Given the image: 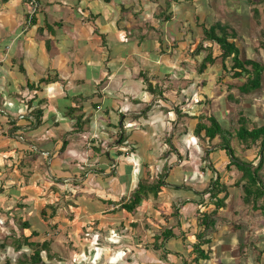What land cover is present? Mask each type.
<instances>
[{"label":"crops","instance_id":"0c3cea01","mask_svg":"<svg viewBox=\"0 0 264 264\" xmlns=\"http://www.w3.org/2000/svg\"><path fill=\"white\" fill-rule=\"evenodd\" d=\"M30 1L0 0V208L23 203L30 228L21 234L30 242H62L51 248L62 264H168L181 246L191 253L198 218L212 207L209 191L196 183L211 182L212 169L219 170L211 152L203 160L175 144L185 136L182 127L196 126L194 108L177 99L190 100L193 80L178 71L184 60L194 62L197 17L207 22L216 6L211 0H37L31 19ZM190 157L196 170L187 165ZM159 180L157 196L132 213L122 208L140 183ZM242 203L221 246L226 253L236 246L246 264H264V217ZM34 207L43 209L42 224L38 212H29ZM220 219L211 250L214 232L220 243L226 227ZM143 226L159 233L153 235L172 229L165 253L135 244ZM243 227L250 231L228 245L227 237ZM67 241L91 243L87 251L79 245L72 262Z\"/></svg>","mask_w":264,"mask_h":264},{"label":"rangeland","instance_id":"374dc122","mask_svg":"<svg viewBox=\"0 0 264 264\" xmlns=\"http://www.w3.org/2000/svg\"><path fill=\"white\" fill-rule=\"evenodd\" d=\"M212 5H215V11L213 12L214 14L212 15L211 19L209 20L211 23L220 21L222 23L228 24L231 28L229 29L230 32L235 31L237 33V37L235 40L236 45L238 48L241 50V57L242 58H252L256 61L261 62L264 65V46L261 45L262 41L264 42V0H211L210 1ZM213 2V3H212ZM254 9L259 12V16L255 17L254 15ZM204 11V10H203ZM208 24V22H207ZM195 32H197L195 30ZM198 33V32H197ZM199 34V33H198ZM198 34H196V41H199L198 39ZM211 44L207 43V47H210ZM209 50L208 49H203L202 52L198 58L195 59L194 62L184 60L180 64V69L178 71L179 74H182L185 78L192 79L193 82L189 84V87L193 89V94L191 95L190 100H186L187 98H182V94L178 96V103L183 101L182 106L185 105V109L189 108L192 109L194 108V117H198L199 115H204V117H215L217 121L220 123L223 128L227 129L230 132L229 135V141L232 149L234 150V156L239 159L241 162L244 163H253L255 166L259 162V155L257 151L254 152H247L246 149H244L243 144L239 142L235 136V131L239 127V111L241 109L247 110L249 109L253 113V119L255 120L254 122L258 124H264V84L262 87V90L257 91L251 95H246L243 96L241 95V92L239 91V86H241L244 81L246 80L245 78H233V72L231 71V67L233 65V62L231 59H228L226 61V65L228 67V71H225L222 69V64L221 61L218 60L214 66L208 67L204 75H200L198 73V68L197 66L199 65L198 62L208 54ZM213 56H219L220 55V50L218 49V46H214L212 50ZM192 56V55H191ZM193 77V78H191ZM263 82H264V75H263ZM189 89V90H191ZM232 94V99L229 100L227 99L228 95ZM237 100V101H235ZM181 105V104H180ZM195 123L198 122V120L195 118ZM205 122L209 125L210 122L206 119ZM251 126V124H250ZM191 129H188L186 126L184 128L182 127L180 131H183L185 136H180L177 141H176V146L181 149V150H186V152L191 156L193 153L197 154L200 159H206L207 158V153L211 152L212 156V161L214 165L218 168V172L224 173L222 176V183L225 185V189L223 193L219 195V198H224L225 193L229 191V189L232 190V196L229 194V198L226 201V212L222 214L220 217H218L223 224L226 225L225 229L222 230L221 232V240L220 243H218L217 237L218 235L214 232L215 238V243L212 246L211 250V256H210V261L208 264H222L226 260L229 264H246L244 260H242L241 256L237 255V248L234 246L233 249H229L226 253V248L221 246V243H225V236H227V231L232 229L231 225H234L232 222L233 217H240L242 213L239 214V211H241L242 208V202H244V191H242V188L239 186H235L236 183L239 181V179L242 177V173L238 171V169L235 166L230 165V157L227 155L225 151L219 149V145L217 144L219 142V138L217 137L216 140L214 141V145L209 146L207 144V140L198 138L194 135V132ZM204 136V133L202 134ZM188 139V145L186 144V141ZM37 148L39 149L40 147L35 143ZM261 153V152H260ZM166 156V155H165ZM176 158L174 157L173 161ZM193 158L190 157V161ZM198 161V160H197ZM211 161V163H212ZM233 161V160H232ZM212 163V164H213ZM177 163H172L171 165H174ZM189 167L191 170H196L194 162L188 163ZM168 169V168H167ZM264 167L260 171V174L263 176L264 174ZM213 179L216 180L217 175L213 174ZM213 180V182H214ZM212 182H208L207 184H203L202 182L196 183L198 186H205L206 191H211L213 188L210 187ZM235 186V189H234ZM42 197V196H41ZM210 200V199H209ZM264 199L259 201V206L263 205ZM212 204L211 212L210 214L215 210V205L214 202H210ZM18 204L17 210L18 214L17 216L15 213H12L10 217L13 218H6L5 215V209L8 208H0V237L5 236L8 234L9 236L12 234L11 232V227H14L15 225L20 228L21 233L23 232V229L21 228L20 224H15L14 220L20 218L23 216L25 213L23 211V203H16L15 205H12L10 209H13L16 207ZM21 205V207H19ZM249 211L250 212H255L252 211V204L249 205ZM37 207V206H36ZM43 207V206H42ZM40 206V208H42ZM38 208V209H40ZM224 208V210L226 209ZM37 208H33V210H30L29 212H35L34 217L37 216V212L40 214L41 211H37ZM10 211V210H9ZM243 211V209H242ZM261 212V211H260ZM29 217L32 215V213H28ZM262 215V213H259ZM5 215V217H4ZM39 215L37 216L39 218ZM27 214L25 215V218H28ZM263 216V215H262ZM4 217V218H3ZM24 217V216H23ZM41 217V215H40ZM3 218V219H2ZM36 218V220L39 221L40 224H42V220H44L42 217L41 219ZM228 220V221H227ZM45 221V220H44ZM260 223V228H264V218L263 220L261 219ZM9 223V224H8ZM181 226V224L179 223ZM55 226L54 228H56ZM145 227V230L149 231L150 239L145 238V231L143 230ZM175 228V226H173ZM231 227V229H230ZM143 229H141V233L136 235L137 238L134 239V242L136 245H140V248H146L148 246V250H159V248L156 247V244L154 241L155 238L153 233L159 234L158 232H150V228L147 226H143ZM58 230V228H56ZM139 231V229L137 230ZM232 231V230H231ZM248 227H243L242 230L239 232V236H228L227 237V243L228 245H233V243L240 239L242 235H244L245 232H249ZM263 233L259 238H263L264 240V229L262 230ZM55 235L57 236L58 234L57 231L54 232ZM230 234V233H228ZM178 237L181 238V235H178ZM184 237H186L184 235ZM8 238V237H7ZM47 237H44V239ZM6 239L3 241L5 242ZM10 241V240H9ZM9 241L8 243L3 244V248L0 251V264H4L6 259H10L11 264H21L24 263L25 256H23L24 252L18 254V253H13L11 250V247L9 246ZM45 241L49 242H54V240H44V241H34V243H39L42 244ZM133 242V244H134ZM242 242V240H241ZM60 248V245L62 242L58 240V242H54ZM91 242H85L81 241L79 242H74V241H67L66 246L68 244H71L69 246L70 251H72V262L76 260L75 257V252H77V247L79 245H82L80 248L82 250H86V246L90 245ZM181 244V243H180ZM255 245V244H254ZM262 249H264V244L261 243ZM231 248V247H230ZM185 250H188V248H184ZM258 249V248H257ZM28 250V249H27ZM30 251V250H28ZM31 251L34 254V247H31ZM80 252V251H79ZM165 253L164 247L162 248L160 253ZM260 252V251H259ZM30 253V252H29ZM55 253V251H54ZM236 253V254H234ZM169 254V253H168ZM231 254L233 256L231 257ZM242 254H249L248 251H243ZM42 255L44 256V263L45 264H62L63 260L61 257H56L54 260L50 261L47 259L46 252H42ZM246 255V256H247ZM195 254L193 252L188 253L183 250L182 246L178 249L177 252L173 253V257L169 259L168 264H198L195 260ZM223 258L221 260L222 263H218L219 258ZM248 257V256H247ZM136 261L138 259L134 258L133 261ZM150 258L148 259L149 262ZM220 262V260H219ZM30 264L28 262H25V264ZM88 263H91V260H89ZM204 263V261H203ZM202 261H200L199 264H203Z\"/></svg>","mask_w":264,"mask_h":264},{"label":"trees","instance_id":"16d2710c","mask_svg":"<svg viewBox=\"0 0 264 264\" xmlns=\"http://www.w3.org/2000/svg\"><path fill=\"white\" fill-rule=\"evenodd\" d=\"M250 1V0H249ZM254 16L258 17L259 12L254 9ZM32 16V15H31ZM34 15L31 19H33ZM208 22V24H207ZM207 22H202L199 17L196 19V26L201 31V36L199 38V41L194 45L192 52L190 55L195 61L196 58H198L200 53L203 49H208L209 52L206 54V56L198 62V73L200 75H204L207 68L214 66L218 60L221 61L222 69L228 71V67L226 65V61L228 59H231L233 62V65L231 67V71L233 72L232 77L233 78H245L246 80L244 83L239 86V91L241 92V95H251L257 91L262 90L263 87V75H264V65L256 61L252 58H242L241 57V50L238 48V46L235 43L237 33L235 31L230 32L229 29L231 28L228 24L222 23L220 21L211 23L209 20ZM207 43H210L211 46L207 47ZM264 46V42L260 43V46ZM214 46H218V49L220 50V55L214 57L212 50ZM51 81L50 78L43 79L40 84H46ZM147 83V89L149 92L155 93V90L153 89L151 83L149 81H146ZM40 88V87H38ZM187 88V87H186ZM185 87H182V90L186 89ZM187 90V89H186ZM192 94V93H190ZM189 97L191 95H188ZM186 97V95H185ZM188 97V98H189ZM232 94L228 95L227 99L231 100ZM237 101V100H235ZM185 104V103H182ZM151 107L147 108L143 113L142 116H145L149 111ZM179 117H183L182 112L177 109ZM239 127L235 131V136L239 142L243 144L244 149H255L257 150V153L259 155V162L256 166L253 167H246L242 165H238L234 161L230 159V165L235 166L239 172L242 173V177L239 179V181L236 183L235 186H239L242 188V191H244V203L247 205L252 204V209L255 211H261L263 217H264V201L263 205L259 206V201L264 199V177L260 174V171L264 167V124L260 125L253 119V113L249 109L244 110L241 109L239 111ZM43 116L42 112H38L37 120L40 124V118ZM81 118V117H80ZM195 118L198 120L196 123V126L193 130L194 135L198 138L207 140V144L209 146L214 145V141L216 138H219V142L217 143L219 146H221V150L228 153L230 150L232 155L234 156V150L232 149L229 141V135L230 132L223 128V126L220 125V123L217 121V119L213 116L211 117H204V115H199L198 117H192V119L195 120ZM208 120L210 124L208 125L205 120ZM251 124V126H250ZM78 129V127H77ZM204 133V136L202 134ZM124 142V139H121L120 145ZM65 146V144H64ZM63 146V149H64ZM262 151V156L260 157V152ZM235 157V156H234ZM236 160L240 161L235 157ZM244 163V162H243ZM244 164H252V163H244ZM168 168V167H167ZM213 168V167H212ZM213 174L217 170L212 169ZM217 178L215 180V185L209 192V199L210 201L215 205V210L210 213H201V215L198 218V225L199 230L196 234L197 242L192 245L193 248V254L196 255L195 260L199 264L200 261H208L210 260L211 255V244H212V238L211 235L213 231L216 229V224L218 223V217H219V210L226 208V200L230 194V191H227L225 193L224 198H219V195L226 190L225 185L222 183V176L220 172H216ZM213 176H212V183L210 187H212L213 184ZM163 185L162 182L157 181V183L153 184H146V183H140L137 190L133 193L130 201L128 203L122 204V208L127 210L129 213L134 212L138 207H140L144 200L148 198L150 194H154L155 196L158 195V192L161 189V186ZM234 186V187H235ZM3 192V189H0V193ZM208 199V200H209ZM186 203V202H184ZM183 204V203H182ZM11 206H9V209H5V215L6 218L9 219L11 216L10 214L19 213L17 210L18 204L15 208L10 209ZM21 207V205H19ZM26 206L23 205V209ZM10 210V211H9ZM4 215V216H5ZM14 217V215H13ZM10 217V218H13ZM16 222L15 224H20L21 228L27 229L30 228V225L28 222H25L22 220V217L14 220ZM9 224V223H8ZM12 234L9 236L6 234L3 237H0V251L3 248L4 243H8L11 247V250L13 253H22L24 252L23 256H25L24 263L28 262L30 264H45L44 263V256L42 255V252H46L47 259L52 261L54 260V256L52 255L51 248L53 246L52 242L45 241L42 244L30 242V239L25 237L20 232V228L16 225L14 227H11ZM39 233L35 232L32 234L31 238L33 236H38ZM155 238V244L157 248H163L165 246V243L174 237V233L172 229H166L162 232L161 235H153ZM210 236V237H209ZM8 237V238H7ZM161 238L163 240L161 241ZM186 238V237H185ZM4 239L5 242L3 241ZM167 240V241H166ZM161 241V242H159ZM166 241V242H165ZM31 247H34V254L31 251ZM30 251H28V250ZM30 252V253H29ZM4 264H11L10 259H6ZM27 264V263H26Z\"/></svg>","mask_w":264,"mask_h":264},{"label":"water","instance_id":"95a60500","mask_svg":"<svg viewBox=\"0 0 264 264\" xmlns=\"http://www.w3.org/2000/svg\"><path fill=\"white\" fill-rule=\"evenodd\" d=\"M209 153V152H208ZM228 155L230 156V159L231 160H233L235 163H237L238 165H242V166H246V167H253V166H255V164H244L243 162H241V161H238V160H236L235 159V157L232 155V153H231V151L229 150L228 151ZM262 156V151H261V153H260V157ZM215 185V180H214V182H213V186Z\"/></svg>","mask_w":264,"mask_h":264},{"label":"built area","instance_id":"2783aa9c","mask_svg":"<svg viewBox=\"0 0 264 264\" xmlns=\"http://www.w3.org/2000/svg\"><path fill=\"white\" fill-rule=\"evenodd\" d=\"M30 4L32 5V15H33L39 9L38 1L37 0H31Z\"/></svg>","mask_w":264,"mask_h":264},{"label":"clouds","instance_id":"9594fccd","mask_svg":"<svg viewBox=\"0 0 264 264\" xmlns=\"http://www.w3.org/2000/svg\"><path fill=\"white\" fill-rule=\"evenodd\" d=\"M34 14H35V13H34ZM34 14H33V15H34ZM31 15H32V13H31Z\"/></svg>","mask_w":264,"mask_h":264}]
</instances>
